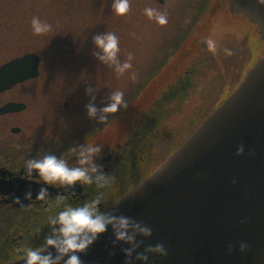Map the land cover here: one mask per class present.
I'll use <instances>...</instances> for the list:
<instances>
[{
	"label": "rangeland",
	"instance_id": "1",
	"mask_svg": "<svg viewBox=\"0 0 264 264\" xmlns=\"http://www.w3.org/2000/svg\"><path fill=\"white\" fill-rule=\"evenodd\" d=\"M161 1L131 0L129 12L116 16L112 0H0V66L26 53L40 58L39 76L19 83L12 93L0 98V106L10 98L29 104L25 113L13 118V125L44 126L42 118L47 117L50 126L99 127L104 123L87 115L91 94L86 89H93L97 107L108 102L112 91L122 89L128 104L120 109L122 115L120 110L110 114L104 131L108 132L105 142L120 144L126 138L123 128L127 120L126 132L170 84L188 73L195 82L189 98L159 128L158 137L155 133L158 164L237 88L263 54L255 26L230 13L227 0H207V9L198 18H194L191 0ZM148 6L166 10L168 23L159 25L149 20L144 14ZM33 15L48 20L52 30L35 34L30 24ZM107 32H115L120 38V64L131 53L132 69L121 72L116 63L98 59L100 49L94 37ZM209 37L217 41L216 54L204 44ZM177 40H182L180 46L172 47ZM224 48L231 49L232 54L226 55ZM170 51L173 54L169 57ZM44 89L50 92L45 95ZM49 93L62 97L60 106H50L54 99ZM65 96L70 104L67 110L63 108ZM69 110H76L78 117L63 113ZM99 135V141L106 137ZM150 150H154L151 145ZM150 160L149 155L144 157L141 168L150 167Z\"/></svg>",
	"mask_w": 264,
	"mask_h": 264
},
{
	"label": "water",
	"instance_id": "2",
	"mask_svg": "<svg viewBox=\"0 0 264 264\" xmlns=\"http://www.w3.org/2000/svg\"><path fill=\"white\" fill-rule=\"evenodd\" d=\"M232 14L258 30L264 44V6L227 0ZM33 53L0 66V93L38 76ZM7 104L0 114L18 112ZM243 146L244 151L237 153ZM103 212L125 215L152 228L131 247L116 241L111 226L83 252L82 264H145L136 259L163 243L167 255L149 254L146 264H264V50L238 87L189 138L138 186ZM247 248L241 250V244ZM42 254L57 255L53 246ZM67 255L59 262L65 264ZM26 257L7 264H25Z\"/></svg>",
	"mask_w": 264,
	"mask_h": 264
},
{
	"label": "flooded vegetation",
	"instance_id": "3",
	"mask_svg": "<svg viewBox=\"0 0 264 264\" xmlns=\"http://www.w3.org/2000/svg\"><path fill=\"white\" fill-rule=\"evenodd\" d=\"M17 85L1 93L0 98H4L5 94L12 93ZM45 86L48 87L47 84ZM44 91L45 95L50 92L47 89ZM53 92L55 91L51 90V93ZM73 92L71 91L72 94ZM50 95L54 99V102L50 101V106H60L62 97ZM135 98L137 99L138 96ZM8 103L23 104L24 107L19 112L0 114V264L12 263L21 259L19 258L20 252L24 248L30 247L39 250L48 246L47 238L54 235L53 228L59 227V225L52 224L51 220L65 206L77 207L85 201L99 199L98 208L103 212L123 197L129 188L134 187L132 184L147 169L141 168L142 159L149 155L150 163L153 164L152 160L155 161L159 149L158 139L155 136V133H157V137L159 136L158 123L155 120L146 122L148 112L153 110L155 103L151 104V107L128 132L126 130L129 128L130 120H127L126 127L123 128L126 138L120 144H111L110 140L105 142L108 132L104 131L107 124L110 123L109 119L99 127H94L92 124L56 127L50 126L47 117H44L42 118L44 126L20 127L13 125V118L25 113L29 109V104L10 98L0 108ZM69 105L66 100L63 101L64 109H69ZM42 107L45 108V104ZM63 113L78 117L76 110ZM120 113L122 115L124 112L122 113L120 110ZM71 115L70 118L75 119ZM108 115L110 118L111 115ZM100 133H102V137L106 135L103 141H99ZM143 133H146L145 138L142 137ZM148 134H151L149 140ZM86 140L102 145V151L95 157V163L100 166L99 171L109 178L107 181L102 183L94 180L92 184H82L78 181L68 187L45 185L37 177L27 178L24 162L32 158H42L47 154L64 158L69 166H80L78 165L77 152L79 146ZM182 141L173 146V149L179 147ZM149 145L151 148L154 147V150H150L146 155ZM73 147L77 148V152L70 151ZM172 152L168 153L167 157ZM92 175L95 176L96 173H92ZM42 187L48 189L47 196L43 200L36 198ZM28 193L31 195L29 196Z\"/></svg>",
	"mask_w": 264,
	"mask_h": 264
},
{
	"label": "clouds",
	"instance_id": "4",
	"mask_svg": "<svg viewBox=\"0 0 264 264\" xmlns=\"http://www.w3.org/2000/svg\"><path fill=\"white\" fill-rule=\"evenodd\" d=\"M256 4L264 6V0H255ZM131 8V0H112V10L116 16H124ZM144 14L149 20H154L159 25L168 23V13L157 7L148 6L144 9ZM32 31L35 34H44L52 30V24L42 19L39 15H33L30 20ZM97 48L100 49L98 59L104 62L116 63L119 71L124 72L132 69L131 53L129 59L120 64L117 54L120 51V38L115 32H107L94 37ZM207 50L216 54L218 51L217 41L211 37L204 42ZM226 55H231L232 50L223 49ZM87 94H91V99L86 105L87 115L96 118L98 122L104 123L109 119L108 114L117 113L121 108H125L128 101L125 99V92L122 89H115L108 97V102L103 106L97 107L96 97L93 89H86ZM77 152V148L70 149ZM102 151V145L99 143L86 142L79 146L77 155L78 165L69 166L68 162L54 154L44 155L42 158H32L24 162L25 173L27 178L37 177L42 180L45 185L52 186H72L76 182L82 184H92L95 181L105 182L109 178L99 171V165L95 163V157ZM244 151L243 146L237 148V153ZM92 173H96L95 176ZM35 174V176H34ZM47 187H42L37 195V199H45L47 196ZM30 196L31 194L28 193ZM63 199V197H61ZM99 199L85 201L82 205L73 207L65 206L60 210L51 223L59 225L53 228V236L47 238V245L56 249L57 255L53 256L50 252L42 254L40 251L27 247L20 252L19 258L25 259V264H59V262L67 255L65 264H82L77 253L85 251L101 233L107 231L111 226L115 240L124 241L131 247L124 249L126 256L131 257L135 248L139 247L136 242L137 235L150 236L152 228L147 224L133 220V218L125 215H114L112 213L101 212L98 208ZM58 233L59 235H55ZM241 250L247 248L246 243L241 244ZM158 254L160 256L167 255V248L163 243L149 245L144 252L137 253L136 259L142 262L149 260V254Z\"/></svg>",
	"mask_w": 264,
	"mask_h": 264
},
{
	"label": "trees",
	"instance_id": "5",
	"mask_svg": "<svg viewBox=\"0 0 264 264\" xmlns=\"http://www.w3.org/2000/svg\"><path fill=\"white\" fill-rule=\"evenodd\" d=\"M191 7L195 10L194 18H198L206 9H207V0H191ZM207 5V6H206ZM186 34L188 33L185 32ZM182 40H177V44H173L172 47H179ZM173 48V49H174ZM172 51L168 52L167 56H171ZM195 87V83L192 80L190 75L182 76L179 79H176L172 84H170L166 90L163 91L161 97L157 100V104L153 110L148 112L146 122L157 121L159 128L167 122L169 117L178 111V108L189 98V92ZM159 135L161 129L158 131ZM146 133L142 134V137L145 138ZM149 135V134H148ZM147 135V136H148ZM151 137V134H150ZM146 173H142L138 177L135 183L141 180Z\"/></svg>",
	"mask_w": 264,
	"mask_h": 264
}]
</instances>
